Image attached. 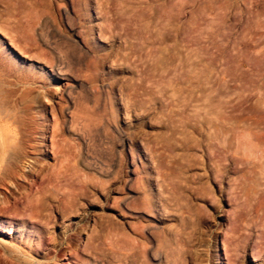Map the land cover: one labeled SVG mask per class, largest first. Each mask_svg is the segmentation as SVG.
Returning a JSON list of instances; mask_svg holds the SVG:
<instances>
[{
  "label": "rangeland",
  "instance_id": "obj_1",
  "mask_svg": "<svg viewBox=\"0 0 264 264\" xmlns=\"http://www.w3.org/2000/svg\"><path fill=\"white\" fill-rule=\"evenodd\" d=\"M0 114V264H264V0H0Z\"/></svg>",
  "mask_w": 264,
  "mask_h": 264
},
{
  "label": "bare ground",
  "instance_id": "obj_2",
  "mask_svg": "<svg viewBox=\"0 0 264 264\" xmlns=\"http://www.w3.org/2000/svg\"><path fill=\"white\" fill-rule=\"evenodd\" d=\"M0 116H3V114H2V115L0 114ZM0 118H1V117H0ZM3 122H4V121H3ZM3 122H2V123H3ZM0 123H1V122H0ZM2 123H1V124H2ZM3 126H4V125H3ZM10 128H11V127H10ZM12 130H13V129H12ZM12 132H13V131H12ZM9 133H11V131H9ZM54 133H55V132H54ZM13 134H14V133H13ZM13 134H12V133L9 134L10 137H11V135H13ZM6 136H7V135H6ZM52 136H53V134H52ZM52 136H51V137H52ZM14 137H15V136L11 137V139H13ZM54 139H55V137H54ZM14 140H15V139H14ZM14 140H12V141H14ZM55 140H56V139H55ZM8 141H9V140H8ZM10 141H11V140H10ZM12 141H11V142H12ZM13 143H14V142H13ZM13 143H10V142H9V144H11V146H12ZM52 143H53V141H52ZM52 143H51V149H52L54 146H56V145L53 146ZM7 144H8V143H7ZM54 144H56V143H54ZM8 146H9V145H8ZM11 146H9V147H11ZM18 146H19V144H18ZM20 146H21V144H20ZM20 146H19V147H20ZM6 147H7V146H6ZM9 147H8V149H11V148H9ZM21 148H22V147H21ZM54 148H55V147H54ZM19 149H20V148H19ZM17 150H18V149H17ZM22 150H23V149H22ZM53 150H54V149H53ZM7 151H8V150H7ZM9 151H11V150H9ZM20 151H21V149H20ZM20 151H19V153H20ZM45 151H46V150H45ZM4 153L7 154L8 152H6V149H5L4 144H3V143H0V163L2 162L1 159L3 158V155H4V156L6 155V154H4ZM10 153H11V152H10ZM12 154H13V153H12ZM17 154H18V151H17ZM24 154H25V153H24ZM24 154H23V155H24ZM26 154H27V153H26ZM41 154H42V153H41ZM9 155H10V154H9ZM9 155H6V156H9ZM18 155H20V154H18ZM21 156H22V155H21ZM15 157H16V156H15ZM23 157H24V156H23ZM4 158H5V157H4ZM20 158H21V157H20ZM25 158H26V156H25ZM7 159H8V158H7ZM14 159H18V158L16 157V158H14ZM23 159H24V158H23ZM28 159H29V158H28ZM31 159H32V158H31ZM9 160L11 161V159H9ZM25 160H26V159H25ZM18 161H19V159H18ZM21 161H22V160H21ZM21 161H20V162H21ZM26 161H27V160H26ZM29 161H30V160H29ZM31 161H33V159H32ZM33 162H34V161H33ZM8 163H9V162H8ZM14 163H15V162H14ZM27 163H28V162H27ZM30 163H31V162H30ZM30 163H29V164H30ZM29 164H28V165H29ZM11 165H13L12 162H11ZM11 165L9 164V166H11ZM25 166H26V165H25ZM32 166H33V165H32ZM32 166H31L32 169L35 168V166H34V167H32ZM11 167H13V166H11ZM11 167H9V168H11ZM26 167H27V166H26ZM5 168H6V166H5ZM5 168H4V169H5ZM9 168H7V169H9ZM23 168H25V167H23ZM28 168H30V167H28ZM11 169H12V168H11ZM13 169H14V167H13ZM32 169H31V170H32ZM5 170H6V169H5ZM27 171H28V169H27ZM8 172H10V171H8ZM12 172H13V171H12ZM29 172H31V171H29ZM32 172H34V169H33ZM4 173H6V172H4ZM0 174H1V173H0ZM1 175H2V174H1ZM0 178H1V177H0ZM4 178H5V177H4ZM4 178H3V179H4ZM1 180H2V178H1ZM39 191H41V190H39ZM36 194H37V193H36ZM33 195H34V194H33ZM36 196H37V195H36ZM41 198H43V197H40L39 201H41ZM1 201H2V200H1ZM1 201H0V202H1ZM37 201H38V200H37ZM3 203H4V202H3ZM32 203L34 204L33 201H32L30 204H32ZM37 203H38V202H36V204H35L36 207H35V209L33 208V210L39 209V208H37V207H39L40 205L37 204ZM1 204H2V203H1ZM1 204H0V205H1ZM30 204H28V205H30ZM35 205H33V206L30 205V207H31V206L34 207ZM37 205H39V206H37ZM26 206H27V205H26ZM41 206H42V201H41ZM30 207L27 206L26 208H28V210H29ZM32 207H31V209H32ZM24 209H25V208H24ZM40 209H42V208H40ZM25 211H26V210H25ZM29 211L31 212V210H29ZM36 211L39 212V213H40V211L42 212V210H40V211H39V210H36ZM33 212H34V213H33V216L35 217V211H33ZM37 214H38V213H37ZM29 215H30V214H29ZM31 215H32V213H31ZM39 215H40V214H39ZM33 216H32L31 218H34ZM36 216H38V215H36ZM36 218H38V217H36ZM36 218H34V219H36ZM40 219H41V218H40ZM40 239H41V238H40ZM41 240H42V239H41ZM42 241H43V240H42ZM10 244H11V243H10ZM12 244L14 245L15 243H12ZM12 244H11V245H12ZM0 245H1V244H0ZM5 245H6V244H5ZM5 245H4V246H5ZM8 245H9V244H7L6 247H7ZM20 245H21V244H20ZM20 245L18 244V246H19L18 248H19V249L21 248ZM16 246H17V245H16ZM2 247H3V246H1V248H2ZM7 248L9 249V248H14V247H11V246H10V247H7ZM7 248H6V249H7ZM18 248H17V250H18ZM35 248H36V247H35ZM3 249H4V248H3ZM8 249H7V250H8ZM22 249H23V248H22ZM22 249H21V250H22ZM7 250H6V251H7ZM14 250H16V249H14ZM17 250H16V251H17ZM28 250H29V249H28ZM9 251H10V250H9ZM9 251H8V252H9ZM22 251H24V250H22ZM22 251H21V252H22ZM8 252H7V253H8ZM21 252H20V254H21ZM27 252H28V251H26V253H27ZM29 252H30V251H29ZM5 253H6V252H5ZM15 253H16V252H14V254H15ZM18 253H19V250H18ZM18 253H17V254H18ZM31 253H35V252H31ZM11 254H12V253H11ZM20 254H19V255H20ZM37 254H38V253H37ZM12 255H13V254H12ZM19 255H18V256H19ZM21 255H22V254H21ZM23 255H24V253H23ZM25 255L27 256V254H25ZM31 255H32V254H31ZM26 256H25V257H26ZM29 256H30V255H29ZM33 256H34V255H33ZM13 257H14V256H13ZM25 257H23V258L25 259ZM9 258H10V257H9ZM9 258H7V260H8ZM20 258H21V257H19V259H20ZM28 258H29V257H28ZM28 258H26V259H28ZM21 259H22V258H21ZM26 259H25V263H24V264H26V261L29 262V259H28V260H26ZM33 259H34V258H33ZM35 259H36V258H35ZM46 259H47V258H46ZM48 259H50V258L48 257ZM15 260H17V258H16ZM41 260H44V261H45V258H44V259H41ZM41 260H40V261H41ZM3 261H4V260H3ZM9 261H10V259H9ZM21 261H22V260H21ZM21 261H20V262H21ZM23 261H24V260H23ZM30 261H31V260H30ZM34 261H35V260H34ZM37 261H38V260H37ZM5 262H6V261H5ZM31 262H32V261H31ZM31 262H30V264H31ZM6 263H7V262H6ZM10 263H11V262H10ZM32 263H33V262H32ZM47 263H48V262H47ZM28 264H29V263H28ZM37 264H39V262H37ZM48 264H49V263H48Z\"/></svg>",
  "mask_w": 264,
  "mask_h": 264
}]
</instances>
